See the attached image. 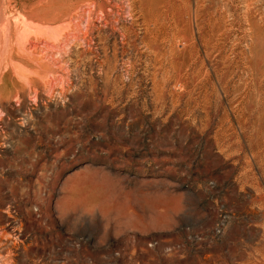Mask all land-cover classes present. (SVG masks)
<instances>
[{
	"label": "rangeland",
	"instance_id": "obj_1",
	"mask_svg": "<svg viewBox=\"0 0 264 264\" xmlns=\"http://www.w3.org/2000/svg\"><path fill=\"white\" fill-rule=\"evenodd\" d=\"M3 1L0 264H264V0Z\"/></svg>",
	"mask_w": 264,
	"mask_h": 264
},
{
	"label": "bare ground",
	"instance_id": "obj_2",
	"mask_svg": "<svg viewBox=\"0 0 264 264\" xmlns=\"http://www.w3.org/2000/svg\"><path fill=\"white\" fill-rule=\"evenodd\" d=\"M3 0H0V11H1V9H3L2 8V4H3ZM3 12V11H2ZM2 19H3V17L1 18V21H2ZM27 22H22V26H24L25 24H26ZM3 26V25H2ZM20 31H21V26H13L12 27V25H8V24H6L4 27H2V28H0V56L2 57L3 55V53L6 51V50H8L9 48H11V45H12V43L10 44V39L11 38H13V35H12V32H14V36L16 37V41L18 42L19 41V39H24V40H26V43H29L30 42V40H32V39H36V40H39V38H38V36H39V34L37 33V32H35V33H32V32H27V33H24V34H21L20 33ZM41 32V31H40ZM45 33V32H44ZM33 37H35V38H33ZM41 37V36H40ZM18 39V40H17ZM14 42H15V40H14ZM16 43V42H15ZM18 44H20V43H18ZM26 46V45H25ZM24 45H23V47H22V45H21V49H23L22 51H23V53H26V51L28 50H26V47H25ZM38 46V45H37ZM41 47V46H40ZM15 49V48H14ZM17 50V49H16ZM32 51V50H31ZM13 52V51H12ZM28 52V51H27ZM21 53V52H20ZM19 53V54H20ZM14 54V53H13ZM12 54V55H13ZM12 55H11V58H12ZM21 55H22V53H21ZM20 55V56H21ZM24 55H26V54H24ZM32 55H33V53H32ZM0 57V66H1V64L4 62V60H3V58H1ZM15 57V56H14ZM25 57V56H24ZM17 58V57H16ZM26 59V58H25ZM7 60V59H6ZM16 60V59H15ZM17 60H18V58H17ZM14 61V60H13ZM10 62H11V60H10ZM15 63V62H14ZM17 63H18V61H17ZM20 67V66H19ZM21 69V68H20ZM3 76V75H2ZM0 77H1V75H0ZM38 78V77H37Z\"/></svg>",
	"mask_w": 264,
	"mask_h": 264
}]
</instances>
